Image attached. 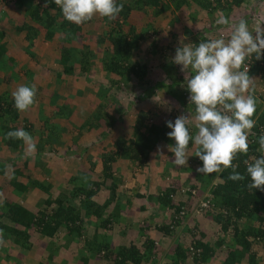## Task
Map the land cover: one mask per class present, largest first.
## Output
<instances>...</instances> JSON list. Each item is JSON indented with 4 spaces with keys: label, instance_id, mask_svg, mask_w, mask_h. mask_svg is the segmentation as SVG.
<instances>
[{
    "label": "trees",
    "instance_id": "trees-1",
    "mask_svg": "<svg viewBox=\"0 0 264 264\" xmlns=\"http://www.w3.org/2000/svg\"><path fill=\"white\" fill-rule=\"evenodd\" d=\"M248 1L117 0L118 4H123V10L118 17L113 21L99 17L96 21L106 29L95 36V44L100 53V58L96 59L88 45L71 44L76 43L74 36L79 32L80 26L66 21L54 3L43 7L44 0H39V4L33 5L25 4L24 0H8L6 5L11 7L15 14L12 18H7V15L2 18L7 24L0 30V37L7 35L14 38L23 32V38L30 41V45L38 34L45 41H57L59 49L56 61L61 67L62 77L72 75L87 80L91 79V71L94 73L100 70L104 73L109 91L104 93L103 98L94 96L97 99L95 108L83 117L62 109L61 116L66 118L68 131L60 126L49 125L46 137V144L53 148L55 145H64L59 141L64 134L75 133L72 142L77 145L76 141L81 136L95 132L99 142L97 148L106 150L97 154L101 165L97 180L87 182L84 187L79 184L82 182L80 181L77 186L71 187V191L66 195H57L54 199L45 200L44 209L34 215L18 205H7L2 213L4 222H0V235L11 240L22 253L27 252L34 241H48L44 247L51 252L46 258L48 263L54 258L53 247H49L50 239L58 230H62L66 235L75 234L76 238L86 240V250L78 264H91L94 256L99 257L101 264H264V193L248 190L246 185L250 179L243 164V160L261 155L257 149L258 137L264 131L263 103L257 104L254 115L256 125L248 137V153L238 155L234 161L239 165L237 171L245 175L244 181L228 180L231 169H227L222 173L206 176L208 187L202 191L199 185L188 187L184 185V181L168 178L158 182L154 194H149V197L136 192L133 197L141 201L140 206L136 204L138 207L131 201V196L126 195L123 203L129 206L121 214L122 200L116 194L119 179L114 177L112 170V164L125 161L148 174V159L157 152V147L161 146L164 151V147L167 149L168 145H174L175 142L167 136L171 129L166 126V121L174 122L181 114H195V105H189L188 98L187 101L185 99L189 97L186 88L182 87L185 74L171 58L175 55L179 38L186 36L197 45L211 40L212 38L205 37L198 39L195 35L214 33V30L218 29L214 22L222 16L229 21L238 19V9ZM263 1L250 0V8L253 9ZM195 9L204 11L205 19L197 18L198 11ZM167 11L179 14L182 26L169 31L167 39L170 41L164 44L156 38L160 32L153 24L157 16ZM2 19L0 18V21ZM91 22L92 20L86 23ZM90 33L95 35V32ZM135 52L138 54L134 55ZM25 53L29 54V51L25 49ZM152 53L157 57L152 62H146L144 54ZM3 54L4 48H0V60L3 59ZM28 56L31 58L33 54ZM6 59L7 63L14 62L13 56ZM7 63H0L5 80V88L0 94V120L8 117V124L0 125V141L9 151H18L22 142L5 139L6 133L18 128H23L31 135L33 133L31 127L20 126L19 112L14 108L13 99H9L10 83L14 79ZM245 63L248 68L251 65L252 72L264 73V58L255 60L253 57ZM155 72L160 78L152 80L149 75ZM262 76L264 77V74ZM63 88L68 99L70 83L65 81ZM151 99L155 103H163V109L157 111L155 106L147 107L146 103ZM89 101H93L92 97L82 99L83 107ZM108 106H114L113 113H107L105 109L109 108ZM119 120L122 122L120 125ZM190 122L192 123L191 120ZM188 127L194 134V124L189 123ZM113 129L119 134L117 133L116 138H111L107 145H102L100 142L109 138ZM91 143L82 148L81 154L88 147L96 148V141ZM191 146L190 141V164L188 167H180L183 174L190 173L193 165L202 167V161L195 156L196 149L191 150ZM65 152L72 154L75 150L69 145L65 147ZM166 156H172V153L169 152ZM93 167L94 162H91L89 157L85 169L83 172L79 171L77 176L83 178L89 175ZM149 176L154 177V173ZM47 188L43 190L46 192ZM101 191L107 195L103 201H98ZM144 200L150 203L153 211H150L149 215H155L154 221L157 225L151 228L149 218V221L143 220L144 224H136L134 236L135 239L139 236L140 243L131 238L126 245L116 243V249L113 250L110 242L97 241L100 229L105 232L113 229L112 216L109 214L111 209L119 217H123L128 209L133 210V216L138 218L144 212L148 215ZM202 202L207 203V206L202 207ZM162 211L168 214H162ZM164 215L168 219H156ZM88 219L91 222L90 235L85 233L83 225ZM100 249L104 251L101 255Z\"/></svg>",
    "mask_w": 264,
    "mask_h": 264
},
{
    "label": "crops",
    "instance_id": "crops-1",
    "mask_svg": "<svg viewBox=\"0 0 264 264\" xmlns=\"http://www.w3.org/2000/svg\"><path fill=\"white\" fill-rule=\"evenodd\" d=\"M41 1V0H40ZM43 1V0H42ZM45 1V0H44ZM25 4H34L36 0H24ZM251 4V2H250ZM260 5V4H258ZM262 6V5H260ZM8 7V16L10 18L14 17V12L12 11L11 7ZM248 7H251L248 5ZM257 8V6H256ZM258 9H260L258 7ZM196 10V9H195ZM198 11L197 18H204L205 13L202 10ZM21 15L20 13H18ZM132 15V14H131ZM240 16V15H239ZM179 14L170 13L169 11L159 15L154 19V27L155 29L160 32L156 38L162 41L164 44L169 43L168 33L169 31H174L175 28L182 26V22L179 20ZM218 18V17H217ZM99 16H95L92 19L91 23H86L80 25L79 32L75 33L74 38L76 39V43L72 42L71 44H75V46L80 44H85L89 46L90 52L95 56L97 53L94 51L96 47L95 36L100 34L101 31H105L106 29L100 25L98 21ZM217 21V20H216ZM172 23V24H171ZM167 24V25H166ZM214 24H217L214 22ZM238 24L236 18L230 20V25ZM249 25L250 23L247 22ZM218 25V24H217ZM230 25H218L217 30H214V33H203V34H196L195 36L200 38H225L226 40L230 37L231 32L233 31ZM264 28V25H262ZM166 31V32H165ZM84 32V33H83ZM89 32H95V35ZM83 34V35H82ZM23 32L16 35L14 38L8 37L7 35H3L0 37V48H4L3 54V61L7 63V57L9 59L10 56H13L14 62L7 63L9 68L12 70L13 79L17 82L11 81L10 83V90H9V99H12V93L20 86H32L35 85L37 90L35 103L34 105L24 113H18V123L21 125H27L31 127L33 137L36 143V152L33 153L29 157L24 156V145L22 143L21 148L18 151H10L4 146V144L0 141V222H4L3 212H5L7 205H18L19 207L23 208L25 211L30 212L31 214H36L38 211H42L44 209L43 202L47 199H54L57 195H66L68 191H71V187L77 186V184L82 181L81 186H85L87 182L97 180L98 174L100 173L101 167H97L99 161L94 162V167L89 173V175L77 176L79 171L83 172L87 165V159L91 157V159L96 158L94 157L97 155L90 147L87 150H84L83 154L82 148L86 147L87 145L92 144L91 140H95L97 134L95 132H90L81 136L74 145L72 142L73 138H75L76 134H64L60 137L59 141H61L64 145L63 146H55L52 148L50 145L46 144V137L49 125L60 126L67 130L69 125L66 122V118L61 116L62 109L70 112L72 115L75 116H85L88 113H91L95 108V104L97 99L94 96H99L103 98L101 95H98L95 91L99 86V82L96 76L93 77V81H87L89 85L92 83L95 86V89L92 87H88L87 91L83 90V85L85 84L86 80H81L80 77L76 76H64L61 75V67L58 65L57 61L46 63L48 62L47 58L50 60L57 58L59 44L57 41H45L43 40L42 36L38 34L34 41L32 42L31 46L30 41H26L23 38ZM11 36V35H10ZM58 36V34H57ZM170 37V36H169ZM195 37V38H196ZM203 38V39H205ZM91 41V42H90ZM28 42L29 46H31V50L33 52V57H29L25 53V49L28 46H24V44ZM192 42L191 38H188V41ZM91 43V44H90ZM65 46V44H63ZM179 45H177L178 47ZM95 47V48H94ZM7 49L12 55L4 56L6 54ZM29 50V49H28ZM20 52L22 53L20 55ZM57 53V54H56ZM48 55V56H47ZM45 56V57H44ZM174 57L173 55L171 58ZM46 61V62H45ZM13 63H15L13 65ZM47 65L48 72L45 73L44 67ZM251 66V65H250ZM249 66V75L250 77L255 78L253 81L254 87L250 89L252 94L258 99V103H263L264 105V77L258 71L252 72V68ZM242 70V69H241ZM2 71V70H1ZM4 76V71L2 72ZM98 73V72H97ZM96 75V72L95 74ZM92 78V77H91ZM91 80V79H88ZM65 81L70 83V89L67 92L68 99H66L65 93L66 91L63 90ZM97 84V88L96 85ZM1 88V87H0ZM93 94V96H92ZM65 96V97H64ZM92 97L93 101H89L86 103V106L83 107L82 99H90ZM154 103V101H151ZM147 104V103H146ZM148 107V105H147ZM109 109V108H108ZM111 109V108H110ZM109 113V112H108ZM110 113H113L110 111ZM1 123L8 124V117L3 118V122ZM68 131V130H67ZM1 135V132H0ZM108 139V138H107ZM106 139V140H107ZM110 140V139H109ZM109 142V141H108ZM71 145L75 152L72 154H66L65 147ZM192 150H195L193 148ZM156 153V152H155ZM92 162V160H91ZM190 164V163H189ZM185 167H188L185 166ZM194 170V169H193ZM87 172V171H86ZM194 172V171H193ZM122 173V172H120ZM192 172L187 173L186 175H190ZM198 178V177H196ZM194 177H187L188 180L187 184L190 185H199L198 180ZM207 179V177H206ZM204 179L203 182L207 180ZM184 181V179H183ZM185 185V183H184ZM185 185V186H186ZM149 184H146L148 188ZM47 188L45 192L43 189ZM151 193L154 194L155 187L149 189ZM201 190V189H200ZM104 192V191H103ZM200 192V191H199ZM206 193V192H205ZM203 193V194H205ZM102 191L100 192V196ZM103 199H98L103 201ZM132 201V200H131ZM134 202V201H132ZM141 202V201H140ZM148 205V204H147ZM146 205V206H147ZM135 206L138 207V205ZM140 206V205H139ZM151 208V206H148ZM135 209V208H134ZM47 211V210H45ZM130 211V210H129ZM150 211L147 210L149 214ZM48 212V211H47ZM45 212V213H47ZM133 213V214H132ZM135 213L133 210L130 211L129 214H125L123 217H119L116 223L111 222L112 230H108L107 232H103V237L100 236V231H98V240L99 242H110L111 249L115 250L117 245H126L129 242V239L137 240L140 243L141 239H135V231L130 226L132 222L136 224H144L142 220L134 221ZM133 216V217H132ZM168 219V217H166ZM153 222V221H152ZM151 228H155V225H152ZM139 229V227L137 228ZM154 230V229H152ZM103 231V230H102ZM58 234V235H57ZM60 234V235H59ZM152 235V233H150ZM149 234V235H150ZM67 236V240L63 241L61 236ZM137 237V236H136ZM0 239L3 241V237L0 235ZM58 239L59 246L57 249L58 256L57 261H53L52 263L56 264H66L68 261H74V264H78L77 260H80L82 255L84 254V250H79L77 245H74L72 240H75V234L66 235L62 230H58L52 239H50L51 243L56 242ZM80 239V238H79ZM82 240V239H81ZM67 242V243H66ZM136 242V244H138ZM117 243V245H116ZM12 245L13 248L17 251L20 249L13 245L11 240L6 238L5 244L0 243V255L2 252H6V245ZM3 245V246H2ZM3 249H2V247ZM223 248V247H221ZM37 250L36 252H38ZM102 252V251H101ZM22 253V252H21ZM7 254L10 255L9 250ZM4 255V257L0 258V264H11V260L9 257ZM260 255V254H259ZM93 262L97 261V256H94ZM97 257V258H96ZM78 258V259H77ZM7 259L9 262L3 261ZM99 264H101L98 258ZM189 263V262H188ZM51 264V263H50ZM207 264H213L212 262H208Z\"/></svg>",
    "mask_w": 264,
    "mask_h": 264
},
{
    "label": "clouds",
    "instance_id": "clouds-1",
    "mask_svg": "<svg viewBox=\"0 0 264 264\" xmlns=\"http://www.w3.org/2000/svg\"><path fill=\"white\" fill-rule=\"evenodd\" d=\"M36 3L39 4V0ZM53 3L66 21L77 26L95 16L113 21L123 10V4H118L117 0H45L43 7ZM216 23L230 25L229 19L223 16ZM230 26L233 31L227 40L221 37L197 45L186 42V36L179 38L172 62L185 74L182 87L189 93L186 101L188 98L189 105H195V114H181L174 122L166 121L171 129L167 136L175 142L168 145L167 150L172 153V163L177 168L185 167L191 141L195 156L202 161L197 173L209 176L231 169L228 180L238 182L246 177L237 171L239 165L234 161L238 155L248 153V137L256 125L254 115L259 102L250 91L255 78L250 77L245 61L264 58V28H257L253 33L245 20ZM36 92L35 85L18 87L12 93L15 110L28 111L35 103ZM190 120L194 121V134L188 127ZM5 139L21 141L25 157L36 152L34 137L23 128L8 131ZM258 144L257 152L261 155L245 159L243 164L250 179L246 185L248 190L264 192V131L258 137ZM157 154L164 156L161 146L157 147ZM103 252L100 251V255Z\"/></svg>",
    "mask_w": 264,
    "mask_h": 264
},
{
    "label": "rangeland",
    "instance_id": "rangeland-1",
    "mask_svg": "<svg viewBox=\"0 0 264 264\" xmlns=\"http://www.w3.org/2000/svg\"><path fill=\"white\" fill-rule=\"evenodd\" d=\"M30 1V0H29ZM7 2H8V0H0V18L2 19V18H4V17H6V15H7V18H8V7H7ZM252 3V2H251ZM248 5H250L251 6V4H250V0L247 2V3H243L242 4V8H240V9H238V13H240V17L237 19V21H238V23L241 21V20H245L246 22H248V23H250L249 25H248V28H249V30L251 31V32H253V33H255V30L257 29V28H263V20H264V1L260 4V5H262V6H260V5H257V8L256 7H254L253 9H251L250 7H248ZM258 7L260 8V9H258ZM10 15V14H9ZM21 19V18H20ZM3 20L4 19H2L1 21H0V30L4 27V26H6V24H7V22L5 23V22H3ZM167 25V24H166ZM166 32V31H165ZM84 33V32H83ZM83 35V34H82ZM91 42V41H90ZM94 43H95V41H94ZM91 44V43H90ZM33 45H35V44H33ZM33 45H31V46H33ZM83 45H85V44H83ZM24 46L26 47V46H28V47H26V50H28L29 51V54H33V52H32V50H31V46H29V43L28 42H26L25 44H24ZM95 48V47H94ZM94 51L97 53L96 54V59L97 58H100V53H99V50H97V48H95L94 49ZM22 53L20 52V55H21ZM27 54V53H26ZM29 54H27V55H29ZM57 54V53H56ZM138 53L137 52H135L134 53V55H137ZM8 55H12V53L11 52H9V50L7 49V51H6V54L4 55V56H8ZM48 56V55H47ZM45 57V56H44ZM155 57H157V55L156 54H144V59H145V61L146 62H152L153 61V59L155 58ZM94 58V57H93ZM47 60H48V62H46V63H51V62H54V61H56V59H55V57H54V59H52V60H50V58H47ZM5 61V60H4ZM0 63H3V60L1 59L0 60ZM6 63V62H5ZM95 64H97V63H95ZM48 68L49 67H47V65H45V67H44V71H45V73L46 72H48ZM3 71H1L0 70V94L3 92L2 90H4V88H5V83H4V76L2 75L3 73H2ZM98 72V73H97ZM96 72V75H94L95 74V72L93 73L92 71H91V74H92V78H91V80H86L85 81V84L83 85V90L84 91H87V88L88 87H92V88H94L95 89V86L92 84V83H90L89 85L87 84V81L89 82H91V81H93V77L94 76H96V82H97V79H98V81H100L99 82V86L97 85V84H95L96 85V88H97V86H98V88H97V91H95L98 95H104V93L105 92H108L109 90H108V88H107V84H106V78H105V76H104V73H102L100 70L99 71H97ZM149 77H151L152 78V80L154 79V80H157V79H159L160 78V76L158 75V73L157 72H155V73H153V74H151V75H149ZM183 79H185V75L183 76ZM4 80V81H3ZM11 81H13V80H11ZM88 92V91H87ZM152 101V99L150 100V101H148L147 102V105H148V107H156V110L157 111H160V110H162L163 109V107H164V104L163 103H160V102H154V103H152L151 102ZM109 107V109L108 108H106L105 110L107 111V113L109 112L110 113V111L111 112H113L114 111V106H108ZM111 108V109H110ZM0 121H2L3 122V120H0ZM122 122L119 120V122H118V124L120 125ZM190 124H194V122L192 121V123L190 122ZM119 134V132L116 130V129H113V132H112V134H111V136L107 139V140H104L103 139V141L102 142H100L102 145H107V142L109 141V139H114V138H116V136ZM95 140H91V142H95L96 141V143L97 144H95V146L94 147H96V148H93V146H92V148H91V150H93L96 154H98V153H102V152H105L106 150H102V149H100V148H97V146H98V144H99V142L97 141V139H98V136L96 135L95 137H93ZM191 148V150L193 149V148H195L194 146H193V144H192V146L190 147ZM164 151H163V154H164V156H160V155H158L157 154V152L156 153H153L152 155H150L149 156V159H148V165H147V168H146V170H148V174L146 173V172H144V170L143 171H141L140 169H139V167H137V166H133V164H130V163H128V162H123V163H120V164H117V162L115 163V164H112V170H113V175H114V177H116V178H118L119 180H118V182H117V188H116V194H117V196H118V198H120V200H122L121 201V205H122V207H121V209L123 210H120V212H121V214H123L124 212H125V210L127 209V207L129 206L128 204L127 205H125L124 203H123V201H124V199H126L125 198V196L127 195V196H131L130 198H131V200L132 201H134V203H136V204H138V205H140L141 204V202H140V200L138 199V198H134L133 197V195L137 192V193H140V194H142V195H144L145 197H149V193H151L150 192V190L149 189H151L152 187H156L157 186V184H159L158 182H161L162 180H167L168 178H170V179H174V178H177L180 182H182L183 181V179H184V183H185V185L187 184V182H188V180H186V178L189 176V177H194L195 176V178L196 177H198V178H196L197 180H198V184H199V187H200V189L203 191H205L206 189H207V187H208V182H207V184H206V182H203V180L204 179H206V176H203V175H201V174H199V173H197L196 172V169H197V166H194L193 165V168H192V170H191V174L190 175H186V173L184 172V174H183V172H181V168L179 167V168H177V166L174 164V163H172V156H166V154L167 153H169V151L164 147ZM8 153H10V151L8 152ZM94 157H96V158H93V159H91L92 161L94 160V162H96V161H99V158H98V156L97 155H95ZM189 163H190V160H188V165H189ZM95 165H97V167H101V165H100V162H98L97 164H95ZM172 168V170H171V168ZM194 169V170H193ZM145 170V171H146ZM168 170V171H167ZM194 171V172H193ZM120 172H122V173H120ZM169 172V173H168ZM152 173H154V177L153 176H149V174H152ZM207 180V179H206ZM146 184L148 185L149 184V186H148V188L146 187ZM186 186H188V185H186ZM189 187V186H188ZM264 193V192H263ZM106 193L105 192H103L102 191V194H101V196L99 195V198L98 199H103V197L105 198L106 197ZM129 198V199H130ZM97 199V200H98ZM146 199V198H145ZM94 200V199H93ZM99 201V200H98ZM145 202H146V200H144ZM147 202H148V200H147ZM146 202V204L145 205H147V209L148 210H152V208H148V206H150V203H147ZM142 203H143V201H142ZM113 209H111L110 211H109V214L112 216L111 217V222H114V223H116L117 221H118V218H116V215H115V212H114V210L112 211ZM131 211V210H130ZM126 214H129V209L127 210V212H126ZM162 214H168V212H166V213H164L163 211H162ZM161 216V215H160ZM133 217V216H132ZM164 217V218H163ZM134 218V221H136V220H148V218L150 219V221H151V219H153L152 221H151V223H153L152 225H155L156 224V222L154 221V218H155V215L153 214V213H151L150 215L148 214H146L145 212L143 213V214H141L138 218H136V217H133ZM158 221H163L164 219H166V215H164V216H162V218H160V217H158V218H156ZM155 219V220H156ZM163 219V220H162ZM149 221V220H148ZM149 221V222H150ZM90 222V220L88 219V220H85L84 222H83V225H84V230H85V233L87 234V235H90L91 234V230H90V224H91V222ZM131 225V227L134 229V227L135 226H137L136 225V223L135 222H132V223H130ZM103 232L104 231H100V236H102L103 237ZM58 235V234H57ZM60 235V234H59ZM63 237V238H62ZM224 237H225V235H224ZM61 238H62V240L63 241H65V240H67V239H65V238H67V236H61ZM65 239V240H64ZM5 241H6V238H4L3 239V243L5 244ZM59 241L61 242V240L59 239ZM59 241H58V239H57V241L56 242H54V243H51V246H49V247H53L52 249H53V255H54V260L53 261H57L58 259L57 258H55L56 256H58V252H57V250H59V249H57L59 246H61V244L59 245ZM86 240H81V238L79 239V238H77V239H75V240H72L71 242H74L73 244L74 245H77L78 247H79V250H86V248H85V242ZM100 240H98V242H99ZM45 243H48V241L46 242L45 240H43V241H41V242H35L34 241V243L33 244H31V248L29 249V250H27V252H23V253H21L20 251H17V250H15L14 248H13V246L10 244L9 246H7L6 245V252H2V255H0V258H2V257H4V255L5 254H7V251L9 250V253H10V255H6V256H8L9 257V260H11V264H50V263H48V261H46V258H47V256H48V254H51V252H49V250H47V249H44V247H45ZM67 243V242H66ZM138 245V244H137ZM3 246V245H2ZM1 246V247H2ZM2 249H3V247H2ZM37 250H39L38 252H36ZM100 251H103L102 249H100L99 250V252ZM98 257V256H97ZM96 257V258H97ZM99 258V257H98ZM98 258H97V261H95V263L94 264H99V261H98ZM78 259V258H77ZM3 261H5V262H9V261H7V259L6 260H4L3 259ZM79 263L81 262L80 260H77ZM51 262V261H50ZM51 264H53L52 262H51ZM56 264H58L57 262H56ZM66 264H74V262L71 260V261H68V262H66Z\"/></svg>",
    "mask_w": 264,
    "mask_h": 264
},
{
    "label": "built area",
    "instance_id": "built-area-1",
    "mask_svg": "<svg viewBox=\"0 0 264 264\" xmlns=\"http://www.w3.org/2000/svg\"><path fill=\"white\" fill-rule=\"evenodd\" d=\"M263 23H264V20H263ZM247 67H248V66H247ZM201 206H202V207H206V206H207V203L202 202V203H201Z\"/></svg>",
    "mask_w": 264,
    "mask_h": 264
}]
</instances>
